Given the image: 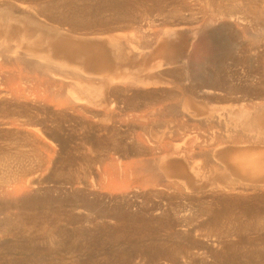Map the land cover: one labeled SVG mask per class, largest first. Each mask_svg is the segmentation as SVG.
I'll list each match as a JSON object with an SVG mask.
<instances>
[{"label": "rangeland", "instance_id": "rangeland-1", "mask_svg": "<svg viewBox=\"0 0 264 264\" xmlns=\"http://www.w3.org/2000/svg\"><path fill=\"white\" fill-rule=\"evenodd\" d=\"M0 8L49 45L0 34V60L50 55L65 78L0 63V264H264V190L231 169L264 152V109H251L264 102V0ZM101 83L108 109L71 101ZM249 108L253 127L222 144L215 117Z\"/></svg>", "mask_w": 264, "mask_h": 264}, {"label": "bare ground", "instance_id": "bare-ground-1", "mask_svg": "<svg viewBox=\"0 0 264 264\" xmlns=\"http://www.w3.org/2000/svg\"><path fill=\"white\" fill-rule=\"evenodd\" d=\"M0 10H2V8H0ZM4 11L5 10H2V13L4 14ZM1 12V11H0ZM8 12V11H7ZM0 15V34L1 35H4L5 37H10V35H14V34H17V35H19L20 36V38L22 39V41L23 42H25L26 44H27V46L28 47H31V48H37L36 46H45V47H49V45H48V43L47 42H45L44 41V37L41 35V34H36V32H34L33 30H31L30 29V25L28 24H19L18 26H16V27H13L12 25V23H11V19L10 18H5L4 16L5 15ZM13 14V13H12ZM8 15H10V14H8ZM3 22H5L6 23V26H4L3 25ZM32 23V22H31ZM37 24L36 22H33L32 23V25L33 24ZM51 43V42H50ZM55 43H56V45L58 44V46L60 47V44L59 43H57V41L56 42H54V45H55ZM45 44V45H44ZM52 44V43H51ZM111 44H112V46L114 47V49L117 51V53H119L120 51H121V47H122V45H121V43H120V40H118V39H116V38H111ZM110 44V45H111ZM1 47H2V45H0ZM53 46V45H52ZM112 47V48H113ZM3 48V47H2ZM55 48V50H56V47H54ZM54 48H53V50H54ZM113 49V50H114ZM37 50V49H36ZM59 50V49H58ZM6 51V50H5ZM30 53H31V51H29ZM130 52L131 53H135V52H139V54L140 53H142V52H140V51H138V49L137 48H130ZM9 53V52H8ZM25 53V52H19V51H15V52H11V54H8L9 56H7L6 54H4V56L6 57V59L5 58H2V60H4V62H10L11 60H14V61H12V62H19V64L22 62V64L24 65V63H26L29 67H30V69L31 68H34L35 70H39V72H41L40 74V76H41V80L42 81H44V82H46L47 84H48V82L49 81H52V82H54L55 83V85H56V83H64L63 81H64V79H63V76L62 75H58V74H56V72H53V71H51L50 70V68L52 69V67H51V65L53 64V62H54V58L53 57H50V55L49 56H42V57H35V55L33 54V53ZM35 53V52H34ZM36 54V53H35ZM47 54H49V53H47ZM52 54V53H51ZM3 54H1L0 55V57H3L2 56ZM141 55V54H140ZM10 59V60H9ZM2 60H0V63H1V61ZM56 60V59H55ZM1 65H2V63H1ZM16 66V65H15ZM21 66V65H20ZM5 67V66H4ZM26 67V66H25ZM24 68V67H23ZM6 69V68H5ZM26 69V68H25ZM34 69H31V70H34ZM1 70V69H0ZM20 70V69H19ZM35 70H34V72H35ZM14 71V70H13ZM9 72V71H8ZM11 72V71H10ZM21 72H23V71H21ZM21 72H20V74H21ZM25 72H26V70H25ZM38 72V73H39ZM7 73V72H6ZM35 74H37V73H35ZM22 75V74H21ZM27 76V75H26ZM13 77V76H12ZM15 77V76H14ZM22 76H20V78H21ZM27 78H28V76H27ZM32 78V77H31ZM12 79V78H11ZM24 79V78H23ZM26 79V78H25ZM36 79V78H35ZM134 80V79H133ZM136 80V79H135ZM29 81V80H28ZM39 81V80H38ZM36 82V81H35ZM43 82V83H44ZM51 82V85L53 84ZM108 82V81H107ZM134 82V81H133ZM146 81H144V80H136L135 81V83H137L138 85H145V84H147V82L145 83ZM45 83V84H46ZM132 83V82H131ZM41 84V83H40ZM44 84V85H45ZM137 84H135V85H137ZM148 84H150V83H148ZM54 85V86H55ZM66 85V84H65ZM64 85V86H65ZM104 85V84H103ZM134 85V84H133ZM137 85V86H138ZM42 86V85H41ZM48 86H50V84L48 85ZM59 86V85H58ZM87 86V85H86ZM148 86V85H147ZM42 87H44V86H42ZM88 87V86H87ZM90 87V86H89ZM94 87V86H93ZM93 87L91 88V92L89 91L88 92V94H87V91L85 92V95H91V99L92 100H88L86 97L84 98L85 100H83V98H79V97H75V99H73V100H71V101H73V103H76V102H78V101H87V103H85L86 104V106H87V104L88 105H92L93 103H94V105H96V106H98V108H102L103 107V109H104V105L107 107V109H108V107L109 106H107V103H108V101L110 100V99H113V95H112V93L111 94H107L106 92H107V90H106V92H105V88H106V86H102V83H101V86L99 85V87H97L98 89H96V87H94L96 90H93L92 91V89H93ZM52 88V87H51ZM109 88H111V87H109ZM206 88H210L211 89V87H206ZM87 89V88H86ZM88 89H90V88H88ZM110 90V89H109ZM108 90V91H109ZM238 90V89H237ZM82 91H85V90H82ZM112 92V91H111ZM238 92V91H237ZM84 93V92H83ZM109 93V92H108ZM207 94H209L210 93V91L209 92H206ZM250 93H251V91H250ZM82 94V93H81ZM252 94H253V92H252ZM109 95V96H108ZM92 97H94V99L92 98ZM112 97V98H111ZM115 97V96H114ZM72 98V97H71ZM89 98V97H88ZM81 99V100H80ZM115 99V98H114ZM263 99V98H262ZM70 100H69V102H71ZM112 101V100H111ZM262 101H264V99L262 100ZM89 102V103H88ZM109 104H111V102L109 103ZM115 104V103H114ZM71 105V104H70ZM93 105V106H94ZM116 105V104H115ZM114 105V106H115ZM111 106V105H110ZM66 107V106H65ZM85 107V106H84ZM95 107V106H94ZM105 107V108H106ZM86 108V107H85ZM97 108V107H96ZM95 108V109H96ZM264 109V102L262 103L261 102V104L259 103V104H255V105H253V106H251V109L252 110H258V109ZM87 109V108H86ZM106 109V110H107ZM250 108L249 109H242V111H241V113H239L237 116H235V115H233V114H231L230 112L229 113H227V114H222V115H220V116H218V117H215L216 118V120H215V122L217 123V125L219 124L221 127H222V125H223V127H224V129L223 130H221L223 133V135L225 136V137H221L222 138V140H221V143L223 144H225L226 143V140H224L225 138L227 139V143L228 142H230V143H235V144H237L238 142H240V141H242V139H244V138H241L239 135L238 136H236V131H237V129H238V127H240V123L243 125V126H245V127H248V128H250L252 125L248 122L249 120H250V117L248 116V114H250L251 113V110ZM89 110V109H88ZM113 110V109H112ZM92 111V110H91ZM97 113V112H96ZM98 114V113H97ZM96 115V114H95ZM94 115V116H95ZM104 115V114H103ZM98 116V115H97ZM107 117V116H106ZM214 117H212V118H209V119H213ZM140 119V118H139ZM252 119V118H251ZM214 120V119H213ZM210 122H212V121H210ZM214 122V121H213ZM214 124V123H213ZM207 125H209V123L207 124ZM216 124L214 125V128H218L219 127V125H218V127H216L217 126ZM211 126V125H210ZM213 127V126H212ZM222 127V128H223ZM253 127V126H252ZM147 128V127H146ZM208 128H210V127H208ZM220 128H218L217 130H219ZM251 129V128H250ZM208 131H211V128L208 130ZM207 131V132H208ZM212 131H213V129H212ZM220 131V130H219ZM206 132V133H207ZM240 132V131H239ZM205 132H204V134H206ZM209 133V132H208ZM212 133V132H211ZM218 134V133H217ZM216 134V132L214 133V135H216V136H218ZM221 134V135H222ZM214 135H213V137H214ZM200 136H202V137H204V135H200ZM205 136H208L207 134L205 135ZM211 136H212V134H211ZM215 136V137H216ZM219 136H220V134H219ZM196 137H197V135H196ZM196 137H195V141H196ZM201 137V138H202ZM200 138V137H199ZM201 138H200V141H201ZM206 138V137H205ZM220 138V137H219ZM220 138V139H221ZM204 139V138H203ZM210 139V138H209ZM208 139V140H209ZM214 139H216V143L219 141L218 140V137L217 138H212V139H210V140H213L214 141ZM191 140V139H190ZM205 140V139H204ZM206 141H207V139H206ZM197 142V141H196ZM202 142V141H201ZM208 142V141H207ZM206 142V143H207ZM212 142V141H211ZM214 142V143H215ZM220 142V141H219ZM203 143V142H202ZM205 143V144H206ZM208 143H210V142H208ZM207 143V144H208ZM226 143V144H227ZM197 144V143H196ZM200 144V143H199ZM205 144H201V146L202 147H199L200 145H198L197 147H199V148H203V145H205ZM206 144V145H207ZM210 145H211V143H210ZM216 145V144H215ZM195 146V145H194ZM190 147V146H189ZM208 147H209V145H208ZM216 147V146H215ZM218 147V146H217ZM216 147V148H217ZM192 148V147H191ZM206 148H207V146H206ZM209 148H211V147H209ZM203 149H205V147L203 148ZM208 149V148H207ZM214 149V148H213ZM176 150V149H175ZM175 150H174V153H175ZM191 150V149H190ZM202 150V149H201ZM200 150V151H201ZM178 151V150H177ZM181 151V150H180ZM203 151V150H202ZM209 152L211 151L210 149L208 150ZM184 152H186V151H184ZM203 152H205V151H203ZM208 152V154H210ZM213 152V151H212ZM174 153H172L171 154V156H173V155H175ZM177 153V152H176ZM181 153V152H180ZM259 153V152H258ZM258 153H256L255 155H254V157H253V155H252V157L250 156V157H247V159H241V161L240 160H237V159H235V160H233L232 161V166H231V169L234 171V172H242L245 176H249L250 178H251V183H253L252 184V187H253V189L254 190H258L259 188L260 189H262V190H264V152L262 153V154H258ZM169 154V153H168ZM167 154V155H168ZM182 154V153H181ZM170 156V155H169ZM168 156V157H169ZM211 157V156H210ZM164 160H166V159H164ZM164 160H162V161H164ZM159 162H161L160 160H159ZM158 162V163H159ZM146 166V165H145ZM150 166V165H149ZM149 166H148V168H149ZM151 167V166H150ZM151 169V168H150ZM152 170V169H151ZM153 171V170H152ZM156 174V173H155ZM264 197V196H263Z\"/></svg>", "mask_w": 264, "mask_h": 264}]
</instances>
